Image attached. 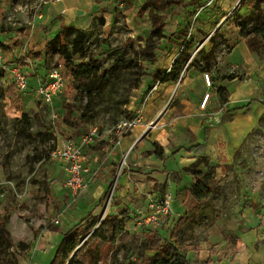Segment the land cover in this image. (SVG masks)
I'll return each mask as SVG.
<instances>
[{"label": "rangeland", "instance_id": "obj_1", "mask_svg": "<svg viewBox=\"0 0 264 264\" xmlns=\"http://www.w3.org/2000/svg\"><path fill=\"white\" fill-rule=\"evenodd\" d=\"M187 1L159 10L161 0H0V54L17 60L32 57L41 71L61 66L64 81L62 92L45 101L33 89L17 91L0 67V217L13 241L0 252V264H50L61 231L85 221L90 212L99 222L105 212L126 209L130 218L125 229L110 244L98 242L100 261L141 264L145 239L134 231L133 217L147 213L149 199L166 192L175 196V213L164 218L160 231L169 238L174 220L188 218L180 238L192 242V264H208L214 254L264 257V98L233 110L225 106L218 93L220 79L246 77L226 60L231 46L225 37L216 38V57L207 71L211 85L200 69L205 64L203 41L228 16L234 18L235 11H252L254 0H198L186 6ZM160 25L163 37L155 33ZM66 27L83 32L69 58L61 43L71 50L76 32L65 35ZM186 42L189 58L179 59L178 79L163 80ZM83 62L107 70L108 77L84 85L75 71ZM206 93L210 97L203 105ZM237 100L239 93L228 98L231 104L241 102ZM66 102L73 108L74 125L64 122ZM205 126H210L205 153L186 152L203 140ZM76 128L81 133L97 128L101 137L85 154L96 163L85 173L87 187L71 202L53 191L54 181L65 172L52 152L58 137H70ZM154 143L164 150L162 159L152 152ZM86 157L84 164L90 163ZM199 158L208 159L213 170L202 180L210 198L194 214L192 194L183 197L185 188L197 181L195 170H208L205 163L192 166ZM122 170L127 171L123 179L118 176ZM116 178L111 201L108 196L99 202ZM175 204L181 205L179 211ZM224 240L227 244L221 246Z\"/></svg>", "mask_w": 264, "mask_h": 264}, {"label": "trees", "instance_id": "obj_2", "mask_svg": "<svg viewBox=\"0 0 264 264\" xmlns=\"http://www.w3.org/2000/svg\"><path fill=\"white\" fill-rule=\"evenodd\" d=\"M179 0H165L158 3L157 8L159 10L167 9L171 3H176ZM198 0H188L185 5L190 6L197 2ZM242 4H248L246 0H241ZM250 11L247 14H242L239 10L234 12V22L236 26L241 28V36L245 40L248 48L254 51L258 56L264 59V0H254L249 3ZM72 32H76V37L74 40V45L71 50L67 48L65 43H61V49L65 57H71L72 53L76 51L77 47L81 44L83 32L81 30H76L72 27H66L64 29V34L68 35ZM156 35L163 37L161 25L157 27ZM192 36V33H188ZM59 36V34H58ZM224 37L223 33L216 30L209 40L212 42L213 47L205 52V64L200 67L202 71H210L212 69L211 62L216 57L217 49V37ZM175 37V36H174ZM174 41V38H171ZM52 41H49L46 46V54L50 55L49 49L51 48ZM189 42H186L182 46V50L179 53L178 59L173 64L172 68L164 75L163 80L168 81L171 79H178L180 70L176 69L177 63L180 58L185 62L189 58ZM40 55V53H37ZM92 61H95L93 58ZM191 66V65H190ZM95 67H91L90 62H83L75 68L78 74L79 80L86 86H94L100 80L108 77V71H100ZM87 69L88 71L84 72ZM238 77L237 75H230L228 77L221 78L224 79H234ZM219 95L222 97V101L226 103L230 97L229 90L221 86L218 89ZM65 115L64 122L69 125H74L72 121L73 108L70 103H65ZM26 116V114H24ZM74 133L80 134L79 129H75ZM210 136V128L206 126L204 128V139L202 142H196L195 144L189 146L186 151L194 154H203L207 150ZM156 147L154 154L159 158H163L164 150L161 148L159 143H154ZM158 148V149H157ZM179 150V149H178ZM201 163L208 165V170L206 172L195 170L194 175L197 179L194 186L187 189V192L192 194L196 201L194 206V214H197L204 206V200L210 198V193L208 188L202 183V180L209 179L211 177V171L213 166L209 165L208 159L199 158L196 159L192 166L197 168ZM126 171L122 170L121 175L125 174ZM112 185H110L106 191L103 192L99 198V202H104L109 194L111 193ZM122 216V219L120 218ZM130 218V211L128 209L123 210L120 214H107L101 221L98 222L99 216L93 215L91 212L85 221H80L75 223L65 230L61 231L62 237L56 248L55 256L50 264H67L69 258L73 252L79 247L78 251L72 257L69 264H106L103 260L100 261L102 256V246H98L99 241H103L110 244L114 241L116 235L125 229L126 223ZM5 218L0 217V252H6L10 247L13 246V241L10 236L9 230L6 226ZM188 223V218L186 216H181L177 220H174V224L170 226L169 238L164 236L159 230H154L148 228L143 230V235L145 239V244L143 245V253L141 254V264H192L189 257V247L192 245L190 239H181L180 234L182 228ZM54 230L59 231L58 228ZM81 258H84L82 260ZM2 264H10L5 262Z\"/></svg>", "mask_w": 264, "mask_h": 264}, {"label": "built area", "instance_id": "obj_3", "mask_svg": "<svg viewBox=\"0 0 264 264\" xmlns=\"http://www.w3.org/2000/svg\"><path fill=\"white\" fill-rule=\"evenodd\" d=\"M0 67L11 78L15 89L19 92L23 93L33 89L34 94L45 101H53L62 92L64 81L61 66L51 68L45 75H41L35 69L36 62L32 57L26 56L22 60H17L7 59L0 54ZM205 78L208 85H211L208 73H205ZM209 97L210 93H206L203 105L207 103ZM100 137L101 134L97 128H90L89 131L75 137H58V144L52 152V157L63 165L65 176L54 184V188L62 191L63 194L68 193L71 202L78 200L87 187L85 173L89 171V168L83 163L85 151ZM117 179L109 195L110 201L117 186ZM173 201L172 192L151 197L147 213L133 217L134 231L142 233L148 228L160 231L164 218L174 212ZM106 215L107 212L103 218Z\"/></svg>", "mask_w": 264, "mask_h": 264}, {"label": "crops", "instance_id": "obj_4", "mask_svg": "<svg viewBox=\"0 0 264 264\" xmlns=\"http://www.w3.org/2000/svg\"><path fill=\"white\" fill-rule=\"evenodd\" d=\"M247 3H249V2H247ZM240 12L242 14H247L250 12V10H248L247 7H244V8L240 9ZM218 29L223 33L226 41L231 46L230 52L226 56V60L228 61V63L230 64V66L232 68H234V69L239 68V69L243 70L245 73V76H246L244 80L240 79L239 77H236V78L231 79V80L228 79V80H223L220 82L218 88L221 86L226 87L229 90L231 97H233L234 95H237L238 93L240 94V100H237V101H241V102H237L236 104H231L232 101H229V102L227 101L225 106L229 107L228 109L233 110L238 106V104H241V103H244V104L250 105V106L253 104H260L259 101H263L262 99L264 98V59L260 58L256 52L251 51L248 48L245 40L241 36V28L236 26L233 16L232 17L228 16L225 20H223L220 23V25L218 26ZM209 38L210 37L205 39L202 43V47H205L206 51H209L213 47V44L209 40ZM36 66H37V72L39 74L45 75L47 73L48 70L47 71L46 70L41 71V69L38 68V64H36ZM227 105H230V106H227ZM208 127L210 128V126H208ZM80 134H76L73 132L71 137H75V136H78ZM59 137L63 138L65 136H59ZM202 137L204 139V129H203V136ZM202 141L199 140L196 142H202ZM108 146H109L108 147V149H109L111 147V145H108ZM178 149H176L175 151H178ZM88 150H89V148L85 151V154ZM185 151H186V149H185ZM186 152H188V151H186ZM188 153H190V152H188ZM192 154L195 155L194 153H192ZM155 156L158 157L156 154H155ZM87 157H86V159H87ZM88 159L90 160V163L85 161V166H87L92 171V166L96 165V163H95V160L93 158L88 157ZM160 159H162V158H160ZM60 166L63 168L62 164ZM64 172H65V170H64ZM126 174H127V171L125 174H122V175L120 173L119 178L123 179V177ZM64 176H65V174H64ZM64 176L61 177V179L55 180L53 183V191L56 193V195L59 198H62L63 201L66 200L67 198H69L68 193L63 194L62 191L55 189L54 184L57 181L62 180L64 178ZM108 187H106V189L104 190V186H102V189L104 191H106ZM188 188H190V187L185 188L183 198H185V196L188 194V192H187ZM103 192H102V194H103ZM120 194H118V195H120ZM101 195H100V197H101ZM121 195H122L121 197H124V194H121ZM175 209H176V211L177 210L179 211L181 209V205L175 204ZM173 213H175V211ZM120 218L122 219V216H120ZM171 222L172 221L170 220L169 225H171ZM169 229H170V227H169ZM168 231L169 230H167V232ZM137 234L143 235V232L137 233ZM220 244H221V246H223V245H226L227 243L224 240ZM210 258L213 260L208 262V264H264V257L263 256L260 257L259 255H257V256L252 255L251 256V255L245 254V255H243L242 258H238V256H236V255H234L233 258L232 257L225 258L223 256H219L217 254H214V255H211Z\"/></svg>", "mask_w": 264, "mask_h": 264}, {"label": "water", "instance_id": "obj_5", "mask_svg": "<svg viewBox=\"0 0 264 264\" xmlns=\"http://www.w3.org/2000/svg\"><path fill=\"white\" fill-rule=\"evenodd\" d=\"M80 247V246H79ZM79 247H77V249L73 252V254L71 255V257L69 258V260H68V262H67V264H69L70 263V261H71V259H72V257L75 255V253L78 251V249H79Z\"/></svg>", "mask_w": 264, "mask_h": 264}]
</instances>
